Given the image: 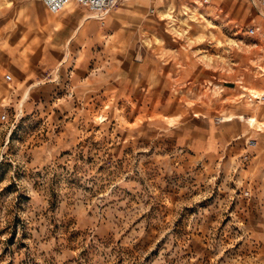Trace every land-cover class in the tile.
Wrapping results in <instances>:
<instances>
[{
  "label": "rangeland",
  "instance_id": "obj_1",
  "mask_svg": "<svg viewBox=\"0 0 264 264\" xmlns=\"http://www.w3.org/2000/svg\"><path fill=\"white\" fill-rule=\"evenodd\" d=\"M129 1L146 4L125 10L119 35L92 37L96 56L79 72V86L69 59L59 76L44 69L31 89L22 87L30 79L3 69L12 79L0 87V264H264V185L233 167L238 153H184L163 130L169 106L189 99L227 131L222 100L210 103L199 96V83L179 78L171 87L164 80L135 87L147 84L156 52L181 49L190 61L195 53L226 51L231 37L240 43L234 38L250 25L261 36L264 11L254 15L256 24L251 18L263 8L244 0L250 14L236 22L215 15L244 18L238 0ZM90 12L101 21L107 15ZM160 58L168 66L181 60ZM233 70L245 75V68ZM100 73L117 84L104 97L98 84H83V76ZM245 175L254 182L251 199L243 193Z\"/></svg>",
  "mask_w": 264,
  "mask_h": 264
},
{
  "label": "crops",
  "instance_id": "obj_2",
  "mask_svg": "<svg viewBox=\"0 0 264 264\" xmlns=\"http://www.w3.org/2000/svg\"><path fill=\"white\" fill-rule=\"evenodd\" d=\"M71 1L74 2H71L66 8L64 7L58 12H51L45 7L42 0H40V4L33 0L30 16H27L26 0H0V87L6 81L3 77V69H11L18 79H30L22 87L24 89L30 85L31 89L42 80L44 69L47 72L56 71L55 74L59 76L60 72L66 69L65 64L69 61L73 65L70 71L74 72L76 69L74 86H79L81 84L79 83V72L84 71V68L94 61L96 56L95 50L90 46L92 37L95 35H119L118 33L123 29L125 10L129 6L142 9L146 4L139 6L131 4L129 0L121 1L101 21L96 16L86 13L89 10L86 5L76 3L75 0ZM238 1L245 10L244 18L240 19L236 12L225 15L216 13L215 16L232 18L236 22L245 21L251 10L244 0ZM201 2L208 3V1L203 2L202 0ZM261 8H263L261 11L252 14L251 19L255 24L254 15L263 12L264 7ZM206 14L214 15L211 12ZM260 20L264 23V16H261ZM247 28L244 30L247 35L234 38L240 43L235 45L230 41L233 38L231 37L227 41L226 51L218 48L217 51L211 52L214 56L208 53H195L192 60L189 61L185 58L187 54L181 49L176 50L175 53L163 55L154 53L149 59L152 70L150 69V72L147 73V84H136L135 87L149 88L159 80H164L171 87L172 84H176V78H179V82L185 85L199 83V87L204 89L200 91L199 96L206 97L210 103H213L214 99H221L224 106L222 105L223 107L219 111L221 113L222 109L226 110L222 114L219 113L220 117L230 113L236 114L230 119H222L231 122L227 131L214 121L213 116L207 114L210 111L208 107L195 104V101L189 99H179L178 105L169 106V111L163 115L164 133L172 134L179 149L191 155L220 154V156H225L226 153H230L229 155L233 156L238 153L237 161L232 163L235 165L233 167L241 166L244 170L248 169L250 174L253 173L255 182L264 185V129L252 126L248 121L253 116L260 120H258L259 123L264 124V100L262 99L260 102L251 99L252 91L257 90L256 92L259 94L264 92V66L259 68V65H264V32L258 36L256 35L257 30L249 33ZM177 37L186 41L180 35ZM184 45L182 43V46L186 47ZM258 47L261 53H258ZM164 55L170 58L174 55L178 58L181 57L180 63L173 62L171 66H168L166 60L160 58ZM255 55L256 57L251 60V57ZM205 56L209 57L210 61L201 59ZM68 59L69 61H67ZM231 65L236 68H245V75L237 77L239 71H234ZM162 70L166 72L163 76L161 75ZM32 74L35 75L33 78ZM192 75H195V78L191 81L189 79ZM83 77V84L85 82L88 85L85 88H89V85L94 83L99 85L101 97H104L107 92L113 91L112 87H117L116 82L109 83L105 75H101V73ZM10 79H12V75ZM214 82L221 85L216 84L212 88L214 93L212 94L209 91V86ZM240 82L242 84L239 87ZM205 92H209V95H206ZM140 93L143 95L142 92ZM189 94L187 97L194 99L195 94ZM171 98L172 94H169L168 102L173 105ZM239 114L244 116L241 117ZM165 115H170L167 118L173 119V121L167 122L164 118ZM211 119L212 129L210 127ZM250 138L255 140L254 144L248 143ZM245 154L246 157H244ZM243 180L245 182L244 189H248L250 193L246 195L247 199H251L255 189L254 182L249 175H245Z\"/></svg>",
  "mask_w": 264,
  "mask_h": 264
},
{
  "label": "built area",
  "instance_id": "obj_3",
  "mask_svg": "<svg viewBox=\"0 0 264 264\" xmlns=\"http://www.w3.org/2000/svg\"><path fill=\"white\" fill-rule=\"evenodd\" d=\"M45 7L51 11V12H58L61 9H63L66 4L70 1V0H42ZM77 2H79L80 4L86 5L91 11H93L95 14L97 15H101L105 12H107V10L110 8L111 5H113L117 0H75ZM203 2H207L209 0H202ZM259 5L261 7H264V0H257ZM255 30V28L253 26H249L247 28V31L249 33H253ZM5 78L7 80H9L11 78V74L10 73H5ZM261 98L264 100V92H262L261 94ZM5 114H2V118H5ZM249 144H254L255 140L253 138H250L248 140ZM244 157H246V154L244 155ZM243 193L245 195H249V191L248 189H244Z\"/></svg>",
  "mask_w": 264,
  "mask_h": 264
},
{
  "label": "bare ground",
  "instance_id": "obj_4",
  "mask_svg": "<svg viewBox=\"0 0 264 264\" xmlns=\"http://www.w3.org/2000/svg\"><path fill=\"white\" fill-rule=\"evenodd\" d=\"M71 2H74V1H69L67 4H66V6H65V8L71 3ZM76 3H78L77 1H75ZM108 11H109V9L107 10V13H108ZM92 14H95L94 12H91ZM107 13H105V15L107 14ZM247 91V90H246ZM257 91V90H256ZM256 91H252L251 93L253 94V96L251 97V99H253V100H257V101H262V98H261V94L262 93H258V92H256ZM247 94V93H246ZM234 116V114H227V115H225V119H230V118H232ZM241 116V115H240ZM244 115H242L241 117H243ZM221 120L223 119L222 117H219ZM259 120V119H258ZM257 119H256V117H253L252 116V118H250L248 121H250V123L252 124V126H257V127H259V128H261L262 127V129H264L263 128V126H264V124H261V123H259V121H258ZM263 123V122H262Z\"/></svg>",
  "mask_w": 264,
  "mask_h": 264
}]
</instances>
